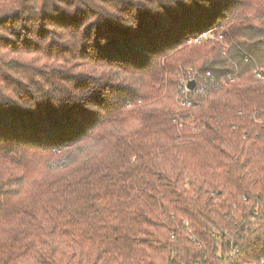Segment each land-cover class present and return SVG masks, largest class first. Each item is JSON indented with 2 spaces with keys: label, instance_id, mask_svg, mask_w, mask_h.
Listing matches in <instances>:
<instances>
[{
  "label": "trees",
  "instance_id": "16d2710c",
  "mask_svg": "<svg viewBox=\"0 0 264 264\" xmlns=\"http://www.w3.org/2000/svg\"><path fill=\"white\" fill-rule=\"evenodd\" d=\"M0 264H264V0H0Z\"/></svg>",
  "mask_w": 264,
  "mask_h": 264
},
{
  "label": "water",
  "instance_id": "95a60500",
  "mask_svg": "<svg viewBox=\"0 0 264 264\" xmlns=\"http://www.w3.org/2000/svg\"><path fill=\"white\" fill-rule=\"evenodd\" d=\"M194 86H195V82H194V80H190V81L187 83V88H188L189 90H192V89L194 88Z\"/></svg>",
  "mask_w": 264,
  "mask_h": 264
},
{
  "label": "built area",
  "instance_id": "2783aa9c",
  "mask_svg": "<svg viewBox=\"0 0 264 264\" xmlns=\"http://www.w3.org/2000/svg\"><path fill=\"white\" fill-rule=\"evenodd\" d=\"M207 35V33H205V34H203V36H206ZM195 41H198L197 39H195ZM207 76H209L210 74L207 72V74H206ZM259 76V75H258ZM189 81H184L183 82V87H184V89L185 90H189L188 88H187V83H188Z\"/></svg>",
  "mask_w": 264,
  "mask_h": 264
},
{
  "label": "rangeland",
  "instance_id": "374dc122",
  "mask_svg": "<svg viewBox=\"0 0 264 264\" xmlns=\"http://www.w3.org/2000/svg\"><path fill=\"white\" fill-rule=\"evenodd\" d=\"M68 161H69V160L64 159L63 162H61V163H67Z\"/></svg>",
  "mask_w": 264,
  "mask_h": 264
}]
</instances>
